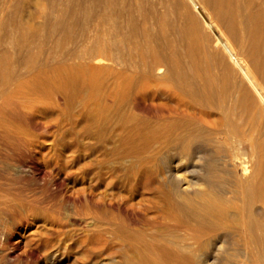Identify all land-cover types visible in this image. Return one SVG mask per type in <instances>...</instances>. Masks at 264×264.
<instances>
[{"label":"bare ground","instance_id":"bare-ground-1","mask_svg":"<svg viewBox=\"0 0 264 264\" xmlns=\"http://www.w3.org/2000/svg\"><path fill=\"white\" fill-rule=\"evenodd\" d=\"M31 102L77 108L67 122L104 155L79 165L105 190L79 259L264 264V0H0V189L37 153L15 124Z\"/></svg>","mask_w":264,"mask_h":264},{"label":"rangeland","instance_id":"rangeland-1","mask_svg":"<svg viewBox=\"0 0 264 264\" xmlns=\"http://www.w3.org/2000/svg\"><path fill=\"white\" fill-rule=\"evenodd\" d=\"M34 20L38 21L37 18ZM37 48L34 47L32 50H41V48ZM202 63L203 61L199 63L200 68L206 66V63H203L204 65ZM210 72L214 77L218 73L217 69L212 66ZM26 77H35L33 71L27 72ZM28 94L32 99L41 98L40 94L31 89L28 90ZM33 103H28L26 107L22 108L19 112L22 116L21 120L20 122L16 121L15 124L28 131L29 136H27L30 141L39 146H33L37 153L32 151L26 154L23 152L20 161L17 164L14 163L16 167L20 165L22 172L18 176L15 175L17 177H14L15 180L11 187L4 188L2 186L3 188L0 189V192H4L0 193V200L10 199L11 203L6 201V203L8 202L6 209L12 211L4 213L3 209L6 205H0V209H2V213H0V264H49L42 263V260L37 261L36 259L34 261L29 256V250L31 251L36 245H41L44 240L53 242L54 247L57 246L58 248L56 251L57 258H55L54 263L50 264H96L98 261L104 262L109 258L108 250L105 251L104 248L101 252L94 253L86 261L78 258V252L85 246V239L95 238L97 234L93 230L99 222L98 215H96V211H93L95 209L90 206L88 199L91 195L92 199L100 200L98 198L101 196L100 192L105 191L101 185L98 186L94 183V178H91L90 174L88 176L87 173L83 174L79 165L89 162L91 163L89 169L96 171L98 169L97 161L104 157L101 154L100 145L93 139L89 138L91 141L86 140L87 137L78 133L79 123L77 121L74 123L67 122L70 115L76 116L78 114L77 108L71 107L72 110L68 112H64V110L60 112V110L57 111L58 108H56L57 110L54 108V106L57 107L56 105L49 104L42 107L41 104L34 106ZM48 117H58L62 125L57 126L55 122L50 121L47 132H44L42 126L47 125L44 122L48 123ZM57 127L60 128H58L59 131ZM14 154L13 157L18 159L16 151ZM30 156H33V161L29 160ZM64 166L66 167L63 168ZM85 175L88 179L93 180L88 181ZM79 177L82 179L80 180ZM121 193L124 194V192ZM144 195L147 196L148 194L145 193ZM109 197V195L105 197L107 203L111 200L112 204L116 206L119 200ZM136 200L137 198L130 200L133 207L130 204L128 206L140 210L142 207H135L138 205L135 203ZM93 224L95 225L93 226ZM102 226L105 227L104 224ZM108 234L103 235L104 237L108 236L105 239L112 244L117 242ZM113 257L118 260L116 255Z\"/></svg>","mask_w":264,"mask_h":264}]
</instances>
